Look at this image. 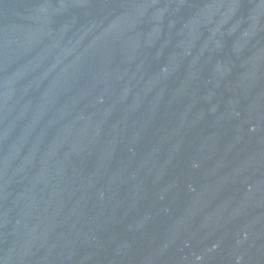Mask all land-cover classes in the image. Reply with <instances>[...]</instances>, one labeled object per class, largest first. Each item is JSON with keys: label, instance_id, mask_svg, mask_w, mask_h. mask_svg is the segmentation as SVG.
<instances>
[{"label": "water", "instance_id": "1", "mask_svg": "<svg viewBox=\"0 0 264 264\" xmlns=\"http://www.w3.org/2000/svg\"><path fill=\"white\" fill-rule=\"evenodd\" d=\"M0 264H264V0H0Z\"/></svg>", "mask_w": 264, "mask_h": 264}]
</instances>
